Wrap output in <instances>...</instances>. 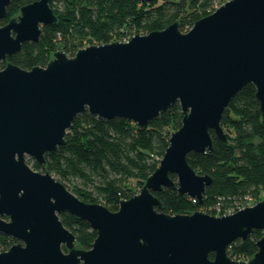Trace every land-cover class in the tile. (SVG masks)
Returning a JSON list of instances; mask_svg holds the SVG:
<instances>
[{
  "label": "water",
  "instance_id": "1",
  "mask_svg": "<svg viewBox=\"0 0 264 264\" xmlns=\"http://www.w3.org/2000/svg\"><path fill=\"white\" fill-rule=\"evenodd\" d=\"M13 1L0 0V20ZM51 1L26 4L0 25V235L15 241L0 251V264H264V233L248 260L227 255L233 241L264 232V200L221 216L169 215L154 196L175 188L201 202L211 178L197 174L186 156L211 150L209 131L225 142L221 116L243 87L253 86L264 114V0H227L186 32L173 22L72 57L57 50L44 67L3 65L56 22ZM175 103L181 123L158 166L114 212L81 201L26 162L42 168L83 112L144 128ZM65 212L95 231L89 249L78 248L60 222Z\"/></svg>",
  "mask_w": 264,
  "mask_h": 264
},
{
  "label": "trees",
  "instance_id": "2",
  "mask_svg": "<svg viewBox=\"0 0 264 264\" xmlns=\"http://www.w3.org/2000/svg\"><path fill=\"white\" fill-rule=\"evenodd\" d=\"M36 0H15L10 3L4 19L19 12L20 7ZM221 0H52L50 7L57 20L41 27L37 43L24 42L20 50L6 62L22 68L44 67L57 50L68 57L86 45L125 41L136 34L162 30L173 22L186 32L196 20L215 9ZM248 84L224 109L220 125L225 142L212 139V148L205 154L189 153L188 165L200 175L208 174L211 183L205 188L201 202L180 195L176 189H161L154 196L160 211L189 214L194 211L221 216L264 200V114ZM182 119L178 103L148 123L137 128L121 118L102 120L83 112L72 122L63 145L39 168L32 160L33 170L48 172L77 198L97 203L114 212L122 199H128L142 187L144 180L156 169L170 133L179 128ZM175 180L173 175L170 176ZM263 190V195L260 191ZM253 198L254 203H247ZM59 220L75 237L76 246L87 250L96 234L89 225L65 212ZM253 232L243 240L233 241L227 255L236 261L248 260L255 252V242L263 235ZM15 241L0 235V251ZM210 258L213 257L211 253Z\"/></svg>",
  "mask_w": 264,
  "mask_h": 264
},
{
  "label": "rangeland",
  "instance_id": "3",
  "mask_svg": "<svg viewBox=\"0 0 264 264\" xmlns=\"http://www.w3.org/2000/svg\"><path fill=\"white\" fill-rule=\"evenodd\" d=\"M227 0H221L220 2H215V5L218 7L219 5H221L222 3H224V2H226ZM19 14V12L18 13H15L14 14V17L16 16V15H18ZM129 40V39H128ZM93 45V44H92ZM86 46H88V45H86ZM85 47V46H84ZM83 48V47H82ZM26 162H28V159H26ZM30 165V164H29ZM261 193H260V195H263V190H261L260 191ZM247 203H254V199L253 198H250V199H248V202Z\"/></svg>",
  "mask_w": 264,
  "mask_h": 264
},
{
  "label": "built area",
  "instance_id": "4",
  "mask_svg": "<svg viewBox=\"0 0 264 264\" xmlns=\"http://www.w3.org/2000/svg\"><path fill=\"white\" fill-rule=\"evenodd\" d=\"M217 6H215V8H216ZM130 39V38H129ZM125 41H127V40H125ZM125 41H121V42H125ZM197 200L196 199H192V202H196ZM241 209V208H240ZM239 210V209H238ZM232 212H234V210H232V209H228L223 215H225V214H229V213H232Z\"/></svg>",
  "mask_w": 264,
  "mask_h": 264
},
{
  "label": "flooded vegetation",
  "instance_id": "5",
  "mask_svg": "<svg viewBox=\"0 0 264 264\" xmlns=\"http://www.w3.org/2000/svg\"><path fill=\"white\" fill-rule=\"evenodd\" d=\"M51 3V2H50ZM49 6H50V4H49ZM14 17V16H13ZM6 24V23H5ZM4 25V24H3ZM36 171H38V170H36Z\"/></svg>",
  "mask_w": 264,
  "mask_h": 264
}]
</instances>
